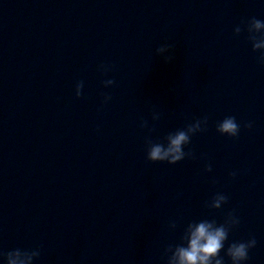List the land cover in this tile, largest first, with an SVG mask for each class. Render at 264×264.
<instances>
[{"label": "clouds", "instance_id": "1", "mask_svg": "<svg viewBox=\"0 0 264 264\" xmlns=\"http://www.w3.org/2000/svg\"><path fill=\"white\" fill-rule=\"evenodd\" d=\"M243 31L247 32V40L251 43L252 51L259 52L257 62L264 65V20L251 17L246 21H241L233 29L235 36H239ZM174 45L169 42L160 44L155 52L162 56L165 62H171L174 59L172 52ZM98 70L107 75L113 71V66L101 64ZM105 88L112 87L116 84L114 79H105L102 81ZM84 82L77 81L75 85V96L77 99L83 95ZM102 106L107 104L111 99V95L101 93ZM161 113L153 108L151 119L153 122L159 121ZM208 117L203 116L188 123L185 127L169 132L162 140H153L151 132L155 131V125L149 126V122L145 119L140 121L139 127L147 129L149 135L145 138L146 159L149 162H167L169 165H175L183 160L196 159V155L192 149L185 151L186 146L190 145L192 137L197 133L207 130ZM245 128L251 129L252 122L244 125ZM241 125L237 122L235 116H226L216 125V131L223 136L236 138L239 136ZM204 171L211 172V164H206ZM230 177H235V171L229 173ZM229 197L223 193L217 192L206 201L204 207L210 210H219L223 205L227 204ZM240 224V219L235 211L228 212L223 223H217L215 219L203 218L193 220L184 228L180 237L181 242L169 244L164 250L166 264H225L224 257L221 252L224 251L231 264H245L249 259L250 249L256 246L255 237H251L247 241L232 242L225 250V242L228 240L230 231ZM169 229L174 230L177 227L176 221H171L168 225ZM41 255L39 247L34 249L16 248L10 251L0 250V260L4 264H34Z\"/></svg>", "mask_w": 264, "mask_h": 264}]
</instances>
